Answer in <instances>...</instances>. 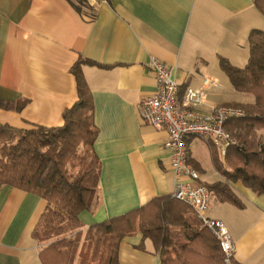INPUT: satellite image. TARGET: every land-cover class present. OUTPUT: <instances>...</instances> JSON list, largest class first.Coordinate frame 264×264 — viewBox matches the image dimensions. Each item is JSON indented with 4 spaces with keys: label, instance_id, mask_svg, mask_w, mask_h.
Listing matches in <instances>:
<instances>
[{
    "label": "crops",
    "instance_id": "crops-1",
    "mask_svg": "<svg viewBox=\"0 0 264 264\" xmlns=\"http://www.w3.org/2000/svg\"><path fill=\"white\" fill-rule=\"evenodd\" d=\"M85 2L0 0V99L10 103L0 105V123L21 129L63 125L65 110L78 99L72 69L80 60L92 61L82 64V72L93 99L100 166L88 209L80 214L81 232L173 193L167 129L145 123L138 109L157 90L149 59L176 67L182 95L187 86L204 87L205 112L250 104L255 96L234 87L220 60L244 67L250 32L264 31L256 0H104L96 7ZM205 79L213 83L205 85ZM211 144L187 139L190 163L207 184L223 179ZM232 186L244 206L215 196L208 214L227 225L239 264H264V194L240 181ZM46 206L32 192L0 188V264H44L40 252L46 244L34 231ZM82 247L74 249L71 264ZM119 264L161 259L153 241L136 231L122 239Z\"/></svg>",
    "mask_w": 264,
    "mask_h": 264
},
{
    "label": "trees",
    "instance_id": "trees-1",
    "mask_svg": "<svg viewBox=\"0 0 264 264\" xmlns=\"http://www.w3.org/2000/svg\"><path fill=\"white\" fill-rule=\"evenodd\" d=\"M256 4L264 14L261 0ZM249 44V60L244 67L234 66L224 57L220 65L238 91L251 93L256 100L238 104L245 114L226 122L237 145L229 146L221 159L218 148L211 144L223 179L204 183L219 201L240 207L244 203L232 186L234 182L264 194V31L254 28ZM91 62L80 60L72 69L78 99L65 110L63 125L21 129L0 123V188L14 186L47 201L34 231L38 240L47 242L40 252L44 264L70 263L76 246L74 232L82 228L80 214L88 209L99 179L100 163L94 152L98 130L93 121L91 90L82 72V64ZM0 105L10 103L0 99ZM136 231L153 241L161 264H225L216 236L191 206L172 194L155 197L88 228L86 240L94 249L84 254L79 264H119L122 239Z\"/></svg>",
    "mask_w": 264,
    "mask_h": 264
},
{
    "label": "built area",
    "instance_id": "built-area-1",
    "mask_svg": "<svg viewBox=\"0 0 264 264\" xmlns=\"http://www.w3.org/2000/svg\"><path fill=\"white\" fill-rule=\"evenodd\" d=\"M96 7L104 0H85ZM148 66L155 74L156 93L139 105L142 120L156 128L167 129L165 147L170 150L173 171L172 196L192 207L196 216L216 236L224 254L225 264H236V245L225 222L209 216L215 194L200 181V172L190 163L187 139L199 137L219 148L222 154L238 140L226 128L230 119L241 117L244 109L237 105H217L210 111L200 109L207 97L204 87L187 86L183 95L175 77L176 67L157 57H151ZM213 82L205 79V85Z\"/></svg>",
    "mask_w": 264,
    "mask_h": 264
},
{
    "label": "rangeland",
    "instance_id": "rangeland-1",
    "mask_svg": "<svg viewBox=\"0 0 264 264\" xmlns=\"http://www.w3.org/2000/svg\"><path fill=\"white\" fill-rule=\"evenodd\" d=\"M261 3L264 4V0H261ZM218 151H219V157L222 159L223 155L220 153V150H218ZM86 235H87V230H85L83 232H81V230H77L74 232L73 236L75 238V245H76V246H74V249L77 250V253L80 250V247H82V243H83V247H82L83 250L81 249L82 252L80 253L79 260H78V262H76V264H79V262H80V260L84 254L86 255L88 251H89V254H91L93 249H94V244L92 242L86 240V237H87ZM43 243L47 244V242H43ZM74 249H73V251H74ZM69 264H71V263H69Z\"/></svg>",
    "mask_w": 264,
    "mask_h": 264
}]
</instances>
